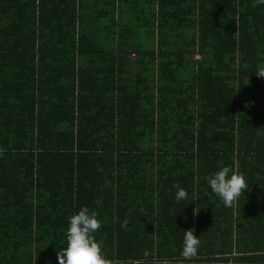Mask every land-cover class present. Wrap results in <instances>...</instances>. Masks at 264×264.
<instances>
[{
    "label": "trees",
    "instance_id": "obj_1",
    "mask_svg": "<svg viewBox=\"0 0 264 264\" xmlns=\"http://www.w3.org/2000/svg\"><path fill=\"white\" fill-rule=\"evenodd\" d=\"M253 3L0 0V264H32L33 246L55 260L34 264H58L82 207L98 213V242L144 246L141 261L154 250L223 260L217 216L264 212V5ZM224 166L249 184L233 207L207 183ZM189 229L200 245L183 260Z\"/></svg>",
    "mask_w": 264,
    "mask_h": 264
},
{
    "label": "clouds",
    "instance_id": "obj_2",
    "mask_svg": "<svg viewBox=\"0 0 264 264\" xmlns=\"http://www.w3.org/2000/svg\"><path fill=\"white\" fill-rule=\"evenodd\" d=\"M258 5H264V0H254L252 7ZM255 73L257 78H264V62L257 65ZM248 106L246 102L245 107ZM3 151L0 149V155H3ZM207 183L212 193L220 199L225 207H233L238 198L249 189L244 175L234 170L233 166L222 167L207 178ZM173 188L177 189L175 193L177 202L187 199V191L178 183L174 184ZM197 213L194 209V215ZM97 215L96 211L82 207L77 214L68 217L67 246L56 253L58 264H111V261L105 259L102 244L96 240L94 235L101 228V222L97 219ZM121 226L126 227L127 220ZM199 245L200 239L194 235L193 229L184 231L182 259L191 260L196 257ZM147 255L146 252L145 256ZM163 264H167V261Z\"/></svg>",
    "mask_w": 264,
    "mask_h": 264
},
{
    "label": "crops",
    "instance_id": "obj_3",
    "mask_svg": "<svg viewBox=\"0 0 264 264\" xmlns=\"http://www.w3.org/2000/svg\"><path fill=\"white\" fill-rule=\"evenodd\" d=\"M217 217L219 221L213 226L212 236H222V249L225 251L230 250L222 256L223 260L217 264H264V258L258 259V257H264V212L250 210V212L244 211L243 213L234 214L226 213L223 215L222 213ZM222 224L224 231L222 230ZM230 238H232V245L229 243ZM217 241L218 239L215 240L216 244ZM36 248L33 246L29 250L32 254V264L36 261V257L40 261H43V259H46V262L53 263L55 261L53 258H45V256L37 255ZM39 248L46 249V247L42 246ZM135 248L145 249L141 245L118 246L102 244L103 255L105 259L111 261V264H163L165 262L157 257V250H154L152 261L146 262L136 259L132 257ZM155 248L157 247L155 246ZM25 249H29V247ZM257 252H262L263 254ZM207 258L211 257L202 256L200 261L197 259L195 263L189 264H208L204 262ZM167 264L179 263L176 261H167Z\"/></svg>",
    "mask_w": 264,
    "mask_h": 264
},
{
    "label": "rangeland",
    "instance_id": "obj_4",
    "mask_svg": "<svg viewBox=\"0 0 264 264\" xmlns=\"http://www.w3.org/2000/svg\"><path fill=\"white\" fill-rule=\"evenodd\" d=\"M138 59V55L137 54H132L131 55V60L136 61Z\"/></svg>",
    "mask_w": 264,
    "mask_h": 264
},
{
    "label": "built area",
    "instance_id": "obj_5",
    "mask_svg": "<svg viewBox=\"0 0 264 264\" xmlns=\"http://www.w3.org/2000/svg\"><path fill=\"white\" fill-rule=\"evenodd\" d=\"M197 58V57H196Z\"/></svg>",
    "mask_w": 264,
    "mask_h": 264
}]
</instances>
